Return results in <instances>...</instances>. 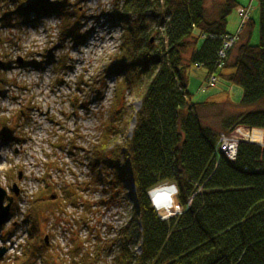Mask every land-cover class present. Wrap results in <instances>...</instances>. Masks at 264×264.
Instances as JSON below:
<instances>
[{"label":"trees","instance_id":"trees-1","mask_svg":"<svg viewBox=\"0 0 264 264\" xmlns=\"http://www.w3.org/2000/svg\"><path fill=\"white\" fill-rule=\"evenodd\" d=\"M84 1L0 0V4L17 7L24 20L32 14H57L63 17L61 35L78 40ZM257 1L259 44L251 43L255 24L249 20L247 39L242 41L241 35L223 59L218 53L224 36L230 35L229 16L243 6L239 0H223L213 20L207 17L206 0H116L112 15L106 16L123 30L117 63L108 71L119 77L117 101L111 107L117 106L116 114L124 107L125 92L142 102L131 139L120 144L113 138L118 132L108 124L90 151L89 185L103 188L108 196L104 204L111 206L125 194L135 203L113 264H264V147L241 141L234 161L216 151L222 134L229 136L241 126L264 130V0ZM71 19L74 22H68ZM155 21L160 25L157 31L150 27ZM192 67L205 68L208 75L243 90V111L225 116L219 130L204 124L199 113L210 104L192 103L187 91ZM0 135L10 138L5 130ZM165 183L177 186L176 202L183 211L162 221L149 192ZM124 184L134 190L127 193ZM65 194L77 206L79 196ZM39 201L41 197H35L28 210L30 234L16 264L63 263L54 253L40 257L36 249L41 234L35 227L42 221ZM73 242L70 255L75 258L81 241ZM115 244L112 241L109 250ZM135 244L140 245V254L132 249ZM82 257L69 264H93L85 261L88 252Z\"/></svg>","mask_w":264,"mask_h":264},{"label":"rangeland","instance_id":"rangeland-1","mask_svg":"<svg viewBox=\"0 0 264 264\" xmlns=\"http://www.w3.org/2000/svg\"><path fill=\"white\" fill-rule=\"evenodd\" d=\"M115 2L85 0L80 3L82 27L79 34L82 37L78 40L61 35L63 17L57 14L39 18L32 14L24 20L17 15V7H8L9 2L0 4V20H3L0 21V131L5 130L10 135L9 140L0 136V188L9 196L13 195V186L19 189L18 201L12 204L15 212H10L9 222L0 229V252L4 250L2 256L0 253V264H14L15 258L20 257L22 245L30 234L29 203L39 196L43 201L37 202L36 207L49 211L41 217V225L35 227L41 234L35 240L40 257L54 253L62 260L60 263L69 264L73 259L79 261L88 252L87 263L93 260V264H113L119 253L120 233L134 216V199L125 194L117 203L107 206L104 202L108 196L103 188L89 185L93 144L107 130L108 124H113L118 132L113 138L120 144L131 139L142 106L134 93L125 92L126 104L121 112L116 114L117 106L111 107L119 77L108 71L117 63L115 55L122 45L123 34L119 24L111 25L106 17L112 15ZM222 2L206 0L208 18L213 20L217 16ZM249 2L229 16L227 32L233 35L232 41L237 37L239 41L243 34L242 41H245L250 29L242 33L239 29L246 26L248 15L252 13L256 25L251 43L258 45L259 3L257 0ZM6 14L8 16L4 17ZM151 25L155 31L160 28L156 21ZM222 50L223 47L218 54L222 55ZM206 77L205 68H190L187 91L192 103L210 104L199 113L204 124L219 130L225 116L243 111L240 108L243 90L219 76L216 87L207 88ZM243 128L235 129L230 134L232 139L222 134L216 151L231 157L227 149H222L224 145L220 148L224 137L236 146L248 135L253 145L258 143L257 139L253 140L256 136L264 138V130ZM242 130L243 136L238 135ZM230 159L234 161L236 155ZM162 187H173L176 192L173 210L167 217L158 213L151 195ZM67 191L74 198L79 196L78 207L65 194ZM177 194L178 188L173 183L161 184L149 192L152 207L162 221L180 213ZM84 203L92 208L87 210ZM54 204L60 205L59 214H54L57 211ZM73 239L81 241L75 258L70 255L76 246ZM112 241L116 244L109 250ZM132 249L138 254L141 252L138 244ZM41 263L39 260L34 264Z\"/></svg>","mask_w":264,"mask_h":264},{"label":"bare ground","instance_id":"bare-ground-1","mask_svg":"<svg viewBox=\"0 0 264 264\" xmlns=\"http://www.w3.org/2000/svg\"><path fill=\"white\" fill-rule=\"evenodd\" d=\"M205 8H206V4H205ZM206 12H207V8H206ZM249 16V20H252L253 22H254V20H253V16H252V13H251V16H250V14L248 15ZM254 24H255V22H254ZM256 25V24H255ZM244 29H246L245 28V26L243 27V28H240L239 29V33H242V30H244ZM255 29V28H254ZM232 36L233 35H229V36H224L225 38H224V42L227 40V41H231V38H232ZM237 43H238V41H236L234 44H233V47L234 46H236L237 45ZM223 46H224V43H223ZM222 46V47H223ZM232 49V48H231ZM230 49V50H231ZM230 50H228V51H230ZM222 56H221V53L220 54H218V59H220ZM217 77H215L214 75H208L207 74V77H206V82H207V88H215L216 87V85H214L215 83H216V79ZM212 80H214V81H212ZM241 128H243L242 126L241 127H238V128H236V129H238V130H241ZM244 129V128H243ZM248 130H250V128H248ZM253 130H258V129H253ZM261 130V129H260ZM263 131V130H262ZM242 132H243V130L238 134V135H241V136H243L242 135ZM263 134V133H262ZM1 139V138H0ZM258 140V143H255V145H258V146H261V147H264V138H263V136H260V137H258V136H256L255 137V139H253V140ZM243 140H244V142H246V143H249L250 144V136L248 135V136H246V137H244L243 138ZM241 142V141H240ZM252 143V142H251ZM224 145V146H223ZM223 146V147H222ZM238 146H239V143H238V145L237 146H235L234 144H230V141L228 140V138H225L224 137V139H222V144H220V148L222 147L223 149H227V150H229V152H228V154L231 156V157H234L235 156V153L237 154V151H238ZM228 158V157H227ZM230 161H233V160H231L230 158H228ZM125 185V188H126V190H127V192H131V190L133 191L134 190V188L131 186L130 187V185H128V184H124ZM16 187V186H15ZM17 188V187H16ZM17 191H18V194H16L15 192H14V186H13V188L11 189V193L13 194L12 196H9V194L6 192L5 194V197H4V202H3V204H2V206H3V208H6V207H8L9 205H11L10 206V212L12 213V212H15V208H14V206H12V204H13V202H16V201H18L17 200V197H18V195H19V189L17 188ZM176 194V192H175V188H173V187H162V188H159V189H157V190H155L151 195H152V197H153V199H154V202H155V204H156V209H157V211H158V213L161 215V216H163V217H167L168 216V214H170L171 213V211L173 210V203H174V195ZM52 198H54V196L52 197ZM34 199L35 198H33V201H34ZM10 200H12V201H10ZM30 204V206H32V202H30L29 203ZM34 206V205H33ZM56 207V206H55ZM37 209H38V213H39V215H40V217H42V216H44L45 214H47L49 211H47V210H45L44 208H39V207H37ZM37 209H36V211H37ZM180 213L178 214V215H180L181 213H182V211H183V209L180 207ZM61 212V209H57V211L54 213V214H59ZM29 215V211H27V216Z\"/></svg>","mask_w":264,"mask_h":264},{"label":"water","instance_id":"water-1","mask_svg":"<svg viewBox=\"0 0 264 264\" xmlns=\"http://www.w3.org/2000/svg\"><path fill=\"white\" fill-rule=\"evenodd\" d=\"M20 63L22 64V61ZM1 66H2V62L0 61V67ZM14 192L16 194H18V191H17L16 187L14 188ZM5 193L6 192L2 188H0V228L2 226H4L6 223H8L9 222V218H10V206L11 205H9L6 208H3V206H2V204L4 202V197L6 195ZM10 201H12V200H10ZM45 241H46V243H48V239H46ZM0 253H1V256H2L4 254V250H1Z\"/></svg>","mask_w":264,"mask_h":264},{"label":"built area","instance_id":"built-area-1","mask_svg":"<svg viewBox=\"0 0 264 264\" xmlns=\"http://www.w3.org/2000/svg\"><path fill=\"white\" fill-rule=\"evenodd\" d=\"M241 17H244V16H241ZM245 18V17H244ZM237 39H238V37L237 38H234V41H225V43H224V46H223V50L221 51L223 54L221 55L222 57H224L225 56V53L228 51V50H230L232 47H233V44L237 41ZM212 81H214V80H212ZM254 136H255V134H254ZM231 138V137H230ZM229 138V139H230ZM232 139V138H231ZM230 141V140H229ZM240 141V140H239ZM238 141V142H239ZM232 142L230 141V144H231ZM236 146V145H235ZM223 149V148H222ZM223 150H226V149H223ZM222 150V151H223ZM228 152H229V150H227ZM235 155H236V153H235ZM229 158H231V157H229Z\"/></svg>","mask_w":264,"mask_h":264},{"label":"crops","instance_id":"crops-1","mask_svg":"<svg viewBox=\"0 0 264 264\" xmlns=\"http://www.w3.org/2000/svg\"><path fill=\"white\" fill-rule=\"evenodd\" d=\"M245 3H246V5H244ZM249 3H250L249 0H243V3H242V4H243L244 6H247ZM258 11H259V8H258Z\"/></svg>","mask_w":264,"mask_h":264}]
</instances>
